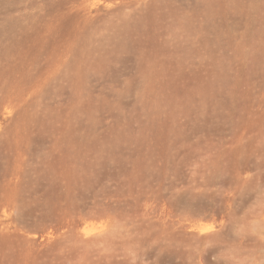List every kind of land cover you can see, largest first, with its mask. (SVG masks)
Listing matches in <instances>:
<instances>
[{
  "label": "rangeland",
  "instance_id": "1",
  "mask_svg": "<svg viewBox=\"0 0 264 264\" xmlns=\"http://www.w3.org/2000/svg\"><path fill=\"white\" fill-rule=\"evenodd\" d=\"M0 264H264V0H0Z\"/></svg>",
  "mask_w": 264,
  "mask_h": 264
},
{
  "label": "bare ground",
  "instance_id": "2",
  "mask_svg": "<svg viewBox=\"0 0 264 264\" xmlns=\"http://www.w3.org/2000/svg\"><path fill=\"white\" fill-rule=\"evenodd\" d=\"M50 234H47V236H49ZM42 236H45L44 234H42ZM44 238V237H43Z\"/></svg>",
  "mask_w": 264,
  "mask_h": 264
}]
</instances>
